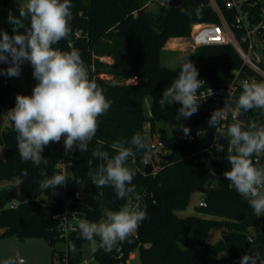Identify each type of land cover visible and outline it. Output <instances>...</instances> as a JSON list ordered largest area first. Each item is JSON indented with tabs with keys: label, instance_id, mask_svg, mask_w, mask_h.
I'll list each match as a JSON object with an SVG mask.
<instances>
[{
	"label": "trees",
	"instance_id": "trees-1",
	"mask_svg": "<svg viewBox=\"0 0 264 264\" xmlns=\"http://www.w3.org/2000/svg\"><path fill=\"white\" fill-rule=\"evenodd\" d=\"M147 1L71 0V35L54 47L68 51L71 45V48L79 50L89 78L104 90L112 104L107 115L99 118V128L89 143L88 151L81 153L73 149L69 157L72 164L64 173L68 181L61 186L62 194H55L51 188L39 189V181L45 174L61 173L55 166L62 158L61 142L51 143L44 149L42 155L47 159L46 164L34 166L31 161L22 162L17 150V133L6 119V125L0 128V144L5 146L4 156L0 157V179L10 180L11 186L18 181L24 183L33 197L23 203H15L4 199L11 186L0 190V236L12 233L19 238L42 236L53 244L55 240L63 239L58 237L59 228L54 215L65 207L94 222L103 217L101 203L113 211L122 208L127 198H117L112 187L97 188L88 175L87 161L93 159L94 169L96 164L102 163L95 160L94 152L107 151L114 155L110 147L114 141L130 139L137 132L144 137V124L147 122L150 131L159 132L172 159L165 162L158 159L159 166L152 172H145L143 161L150 157L148 145L146 150L129 158L127 166L137 171L132 181L135 190L129 197L145 193L141 207L146 210L148 218L129 240L110 251L99 247V238L96 237V247L90 255L92 264H125L136 247L140 256L137 264H239L242 255L249 250L259 252L264 258V216L257 217L248 202L234 187H230V181L223 176L230 170L226 160L227 142L221 139L225 151L216 152L212 143L214 129L207 123L210 107H199L191 118L177 121L180 106L172 104L162 108L159 104L163 89L177 77L179 66L186 58L196 66L198 79L216 87L228 84L233 79V70L248 74L252 70L227 43L201 45L190 51L179 66H164L162 52L168 38L188 36L193 23H215L219 19L207 0H181L180 5L174 8L168 7L167 2L163 5L156 3L155 11L148 9L150 3L146 5ZM217 2L227 22L233 25L235 8H227L224 0ZM258 7V3L251 6L249 13L256 15ZM20 8H0V27L9 35L13 34V26L7 21L9 10L19 16ZM181 8L191 11V18L182 14ZM242 8L246 9L245 4ZM197 9L199 16L196 15ZM28 24L27 20L23 21L24 27ZM233 29L237 35L242 32V28ZM260 38L264 40V32ZM260 54V65L264 67V48H260ZM5 65L0 64V68H5ZM133 75L137 80L128 83ZM241 90L238 82L233 96H238ZM145 96L150 99L149 115L143 112ZM5 107L4 91L0 86V112ZM245 115L246 120L264 124V112L252 110ZM181 126L190 129L189 138H185L182 129L178 128ZM23 169H27V175H21ZM210 171L215 172L216 181L205 186L201 193L205 205L197 208L215 218L179 216L176 211L188 206L190 195L203 184L202 178ZM41 195L50 200H39ZM214 225L227 229L226 241L224 238L214 243L207 241L208 231ZM79 236L77 227L66 239L65 252L71 253L70 260L74 263L79 262L77 252L87 242ZM224 251L226 254H222Z\"/></svg>",
	"mask_w": 264,
	"mask_h": 264
},
{
	"label": "clouds",
	"instance_id": "clouds-1",
	"mask_svg": "<svg viewBox=\"0 0 264 264\" xmlns=\"http://www.w3.org/2000/svg\"><path fill=\"white\" fill-rule=\"evenodd\" d=\"M169 3V0H167ZM181 13L189 18L193 13L184 8ZM199 16V9L196 11ZM73 19L71 0H27L19 11V16L9 10L7 21L13 26V34L0 30V75L19 77L22 65L30 63L33 78L37 81L31 95L17 94L15 106L8 110L7 118L17 133V150L22 162L34 166L46 164L42 155L51 143L63 139L65 153L78 149L88 151L89 143L96 136L99 118L107 115L112 101L107 99L104 90L94 79L89 78L79 50L65 51L58 47L61 40L71 35ZM29 22L27 27L23 21ZM20 29H24L20 32ZM199 72L188 58L179 66L177 77L163 89L160 106L174 103L177 109L176 120L189 119L199 111L200 103L212 95L200 93L204 81L198 79ZM242 89L238 96L228 92L223 107L215 109L208 119V126L215 130L214 147L216 152H224L227 142V163L230 170L223 173L252 208L257 217L264 216V124L254 120L241 121L238 117L252 110L264 112V81H240ZM232 122L225 124L228 116ZM182 129L189 138L190 129ZM114 155L107 151L93 153L95 160L102 161L93 169V159L87 161L88 175L97 188L112 187L117 198L126 199L135 190L132 184L137 171L130 169L127 162L137 152L147 149L145 138L137 132L127 140H117L111 144ZM143 162L147 163V159ZM21 175H27L23 169ZM64 173L45 174L39 181V189H56L67 184ZM20 181H18V184ZM103 217L98 221L81 219L78 223L80 236L92 244L99 237V247L107 251L129 240L140 224L148 218L147 212L139 204L125 205L118 211L100 205ZM75 251V247L72 246ZM4 264H15L5 260ZM20 264H23L21 261ZM239 264H264L259 252L251 251L240 258Z\"/></svg>",
	"mask_w": 264,
	"mask_h": 264
},
{
	"label": "built area",
	"instance_id": "built-area-1",
	"mask_svg": "<svg viewBox=\"0 0 264 264\" xmlns=\"http://www.w3.org/2000/svg\"><path fill=\"white\" fill-rule=\"evenodd\" d=\"M151 2H155L158 5H163L167 2V0H148L146 2V5ZM207 2L217 14L219 21L215 23H200L189 36V40L187 43L188 50L193 51L197 47L204 44H231L239 54L243 63L252 70L251 74L242 72L239 69L233 70V79L228 84L219 87L208 85L203 80L204 85L201 87L200 93L204 96H208L210 95L211 88L213 94L208 96L206 100L202 101L200 103V107L209 106V112L212 113L215 109L223 107L228 92L233 95L236 90L237 83L241 80H264V67L260 65L261 54L259 45L261 34L262 32H264V0H256L253 2H250L248 0H224V4L227 8H235L236 10L233 25H230L227 22L218 5L217 0H207ZM257 3L259 7L256 15L250 14V7L256 5ZM244 4L246 6L245 10H243L242 8ZM233 27L242 28L241 34L237 35ZM136 80V75H133L127 80V82L134 83ZM4 83H6V81H4ZM174 105L181 106L178 103H174ZM232 119L233 117L229 115L224 123H231ZM144 130L145 142L150 149L149 158L151 162L155 156L159 159L160 155L168 154L167 149L164 147L163 141L160 139L159 132L157 130L150 131L148 125L146 128L144 127ZM215 136L216 132L214 130V137ZM214 137L212 140L213 144ZM61 149L62 158L58 162H56L55 166L62 173H65L69 166H71L72 164V161L69 157L73 150L68 154L65 153L63 139L61 140ZM154 169L155 167L153 166V170ZM144 195L145 193H142L140 195L134 194L128 197L125 205L135 206L139 204L140 206H142ZM199 205L204 206L205 202L201 200ZM54 218L56 219L58 224L59 236L67 238L71 232L77 229L78 223L81 220V215L76 210L65 207L61 212L56 213L54 215ZM249 239L251 240V237H249ZM118 255L121 256V253H119ZM21 261L24 262L22 258H19L18 263H20ZM84 263L92 264L93 259L90 258L88 262L84 261Z\"/></svg>",
	"mask_w": 264,
	"mask_h": 264
},
{
	"label": "rangeland",
	"instance_id": "rangeland-1",
	"mask_svg": "<svg viewBox=\"0 0 264 264\" xmlns=\"http://www.w3.org/2000/svg\"><path fill=\"white\" fill-rule=\"evenodd\" d=\"M27 3V0H16L15 3L13 0H0V8L2 7H22ZM149 10L155 11L157 9V4L155 2H151L148 5ZM201 23V22H200ZM193 23L191 25V30L188 36H181L175 38L176 42H169L170 39H174V37H170L164 44V50L162 52V64L164 66L174 68L179 66L185 59V56L190 52L187 48V43L189 40V36L191 32L200 24ZM0 30L1 27H0ZM260 48H264V40L260 38L259 40ZM8 65H5V69ZM33 69L30 63L25 62L22 65L21 75L19 77H7L0 75V86L4 91V101L6 107L1 111V114L4 118V122L1 128L6 125L7 112L9 109L15 106V97L17 94L22 95H31L32 89L37 83V81L33 78L32 75ZM6 81V83H4ZM10 103H13L14 106H9ZM143 112L145 115H149L150 113V99L148 96L143 98ZM246 117V115H245ZM247 119V117H246ZM147 122L144 124V127H147ZM5 153V146L0 144V157H3ZM152 164L155 169L159 166V160L155 156L152 159ZM216 181V174L214 171L208 172L203 178L202 182L204 186L213 185ZM12 182L6 179H0V190L4 188H9ZM55 194H62L61 187H57L54 189ZM201 193L199 191H194L189 198L188 206L184 210H178L176 213L179 216L186 215H198L206 218H215L213 216L206 215L203 211L197 208V206L201 202ZM39 200L43 202H48L50 200L49 197L41 195L38 197ZM81 219L82 216H81ZM2 232V228L0 227V233ZM223 235H227V229L221 225H214L210 227L207 235V241L216 242L223 238ZM62 240H55L53 244L48 243V241L42 237H28L24 238V240H20L15 234H7L5 236H0V264H4L5 260H12L15 264L18 263V259L22 258L24 260L23 264H85L84 261L90 259L91 252L95 249L96 244H92L90 242H84L81 247V257L79 262H71L70 252L66 251L67 241L65 237ZM53 248V249H51ZM64 252L62 255L61 252ZM222 254H226L224 251ZM73 255V253H72ZM140 261L139 249L138 247L134 248L127 259L125 260V264H137Z\"/></svg>",
	"mask_w": 264,
	"mask_h": 264
},
{
	"label": "water",
	"instance_id": "water-1",
	"mask_svg": "<svg viewBox=\"0 0 264 264\" xmlns=\"http://www.w3.org/2000/svg\"><path fill=\"white\" fill-rule=\"evenodd\" d=\"M14 3L16 0H13ZM181 0H169V3L167 2V6L170 8H174L180 5ZM239 120L246 122V117L245 114L242 113L239 117ZM4 122V118L0 112V128L2 127ZM147 159V163H145V167H144V171L145 172H152L153 171V164L150 160V158H146ZM172 159V154L168 153V154H162L159 156V160L160 161H170ZM197 191H199L200 193L205 191V186L203 184H200L199 186H197ZM33 197V194L31 193V191L26 187V185L22 182H20L19 184H14L13 186H11L5 193L4 195V199L5 200H9V201H14L16 203H23L29 199H31ZM69 201V200H68ZM99 238V237H98ZM224 240H227V235H223ZM100 239V238H99ZM20 240H24V238H21ZM53 249V248H51ZM81 256V251L79 250L77 252V258H80Z\"/></svg>",
	"mask_w": 264,
	"mask_h": 264
},
{
	"label": "crops",
	"instance_id": "crops-1",
	"mask_svg": "<svg viewBox=\"0 0 264 264\" xmlns=\"http://www.w3.org/2000/svg\"><path fill=\"white\" fill-rule=\"evenodd\" d=\"M174 38H177V37H174ZM170 41L172 42V41H173V39H170V40H169V42H170ZM171 42H170V43H171ZM173 42H176V41L174 40Z\"/></svg>",
	"mask_w": 264,
	"mask_h": 264
}]
</instances>
